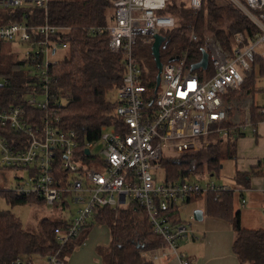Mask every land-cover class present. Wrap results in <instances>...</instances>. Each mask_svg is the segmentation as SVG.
Segmentation results:
<instances>
[{"label": "built area", "instance_id": "1", "mask_svg": "<svg viewBox=\"0 0 264 264\" xmlns=\"http://www.w3.org/2000/svg\"><path fill=\"white\" fill-rule=\"evenodd\" d=\"M112 1L113 22L106 27H91L88 33H107L110 47L115 51L123 49L127 55L126 73L118 89L119 103L114 110L117 123L102 125L99 138L83 145L74 130L61 125L50 100L57 94L50 92L48 67L59 61H50V55L69 47L59 40L66 28L52 25L47 19L41 24L14 21L0 26L1 41L34 45L35 49L28 50L24 58L30 61L28 65L38 83L27 94L26 105L44 110L37 119L24 105L0 106V125L17 134L12 139L0 136V166L20 169L27 175L16 176L14 187L0 191L36 195L53 211L62 213L69 211L72 204H83L74 218L62 217L67 225L55 229L59 247L45 257L46 264H66L64 247L80 235L101 207L118 211L133 201L146 210L154 232L165 241L144 255L154 263L175 257L180 264H190L179 247L182 239H191L193 234L189 237L184 221H175L173 208L194 195L202 193L206 197L209 191L230 190L233 186L212 180L203 185L189 179L169 181L164 177L159 181L153 170L163 169L159 163L162 157L175 159L198 151L203 137L218 133L224 139L229 131L224 123L241 129L250 127L253 133L257 130L250 110L254 96L242 91L234 96L228 94L241 87L246 71H253L257 55L264 60V0H230L259 31L252 38L236 34L232 49L224 48L215 35L207 34L204 48L214 73L209 74V66L197 69L201 74L192 71L188 55L184 54L178 61L163 63L154 96L144 84L146 71L132 57V48L140 37L153 42L157 33L175 26V17L162 12L169 0ZM189 2L199 10L203 0ZM47 3L48 0H0L4 7L46 8ZM58 95L65 99L69 94L61 89ZM152 98L155 102L151 106ZM27 264L38 263L28 260Z\"/></svg>", "mask_w": 264, "mask_h": 264}, {"label": "trees", "instance_id": "2", "mask_svg": "<svg viewBox=\"0 0 264 264\" xmlns=\"http://www.w3.org/2000/svg\"><path fill=\"white\" fill-rule=\"evenodd\" d=\"M162 12L174 16L176 22L173 28L162 32L166 36L160 48L163 63L170 62L171 58L180 59L184 54L188 55L187 64L199 61L208 32L215 35L224 48L232 49L236 34L252 38L259 31L256 24L230 0L224 3L203 0L199 10L193 9L189 0H169ZM46 19L52 25L66 28L59 35V40L69 45L68 55L48 67L51 78L48 86L51 94H57L50 99L52 107L61 125L67 130H74L83 145L99 138L102 125L117 123L114 110L119 102L108 98V94L113 90L118 93L123 83L127 55L123 49L115 51L110 47L107 33H88L91 27H106L113 22L114 4L112 0H48L46 8L0 6V26L14 21L41 24ZM132 57L136 63L148 66L144 84L154 96L158 69L152 43H140L138 39L133 45ZM28 63V59L12 53L7 49V42L0 40V106L24 105L39 119L44 110L26 105L27 94L38 83L31 69L26 68ZM196 72L201 74L202 71ZM208 72L214 73L211 61ZM244 75L241 87L230 91L228 96L237 95L240 91L254 96L258 91L257 78L264 77V60L257 55L253 71H246ZM61 89L67 90V98L61 99L58 95ZM154 102L155 99L151 106ZM263 108L264 105H256L255 102L251 105V119L256 129L264 121ZM224 125L229 127L224 139L213 133L202 138V146L196 152L175 159L162 157L159 163L165 177L169 181L185 180L198 170H207L209 176H220L223 161L237 158L238 138L245 135L241 128L232 127L230 123ZM254 133L257 134V130ZM5 135L10 139L17 137L10 128L0 125V136ZM206 142H209L208 146ZM263 162L264 159L247 171L237 169L230 190H212L206 197L201 193L186 201L204 199L209 216L231 223L235 234L232 248L239 264H264V226L257 229L243 226L239 208L242 206L243 190L251 187L252 178L264 175ZM0 195L12 204H46L44 199L33 194L2 190ZM178 207L173 208L177 223L180 221ZM56 212L59 211L54 210L53 213ZM96 224L108 227L111 237L109 244L96 247L103 264H155L144 253L165 244L164 239L154 232L146 210L133 201L118 211L110 206L101 207L80 235L64 247L62 257L66 261L75 248L85 242ZM66 225L67 221L62 216H46L40 220L38 230L31 231L24 227L21 218L14 212L0 209V264H27L28 260L51 255L59 247L55 229ZM19 257L22 261L17 263Z\"/></svg>", "mask_w": 264, "mask_h": 264}, {"label": "rangeland", "instance_id": "3", "mask_svg": "<svg viewBox=\"0 0 264 264\" xmlns=\"http://www.w3.org/2000/svg\"><path fill=\"white\" fill-rule=\"evenodd\" d=\"M219 3H224L226 0H217ZM166 30H162L164 33ZM207 34H210L209 32ZM6 42V41H4ZM139 42L146 43L144 38L140 37ZM152 43V41L150 42ZM7 49H9L12 53H16L19 55L20 58L25 57L26 52L30 49H35L34 45L30 44H19V43H12L7 42ZM68 55L67 49L60 48L58 53L56 55H50V61H57L62 60L64 57ZM142 68L146 71V73L149 72V68L146 65V63H139ZM26 68H30V66L27 64ZM257 88L258 91L254 95V102L256 105H263L264 104V77H258L257 78ZM40 99H43V95L39 96ZM108 98H113V100L118 99V93L116 90H113L109 92ZM64 102H66L64 100ZM250 128V127H248ZM251 130V128H250ZM208 152V149H206ZM186 155V154H185ZM182 155L178 156L181 157ZM176 157V158H178ZM234 159H229L223 161L222 168H221V174L218 175H212L209 176V172L198 170L194 175H191L189 177L190 181H196L200 184H205L207 181L212 180L216 184H225V183H233V178L230 173V169H232V166L234 165ZM156 179L161 181L164 180L165 172L163 169H154L153 170ZM203 172V173H202ZM2 174L5 175V177H2ZM23 175L24 177H27L25 171H21L20 169L15 168H9V167H2L0 166V188L3 187H14L15 186V177ZM80 207H83V204L75 203L71 205V208L69 211H66L65 213H59L52 210L51 205L49 204H12L8 202V200L0 195V209L4 210H10L14 212L17 216H19L24 224V227L34 231L38 230V224L40 220L46 216L48 217H59L64 216L68 219L74 218L76 215H78V210ZM197 209H202L204 211V219L203 220H196L194 217V212ZM179 217L185 221V223L189 227V237L192 236V234H195V236L200 238V240H196L195 242L192 241V239L185 240V243H181V246L179 247V250L182 252V250L186 247L187 243L193 244V246L200 245L202 241V233L203 228L206 225H209V221H215V219H211L209 215L207 214V207H206V200H196L194 202H185L180 203L179 205ZM61 214V215H60ZM109 240V231L105 225L102 224H96L90 233V235L85 240L84 244L81 246H77V250H75V254L71 253L68 256V264H101V258L99 253L96 251V247L98 243H103ZM185 244V245H184ZM104 245V244H101ZM34 262L38 264H46L45 258H35ZM26 264V263H25Z\"/></svg>", "mask_w": 264, "mask_h": 264}, {"label": "crops", "instance_id": "4", "mask_svg": "<svg viewBox=\"0 0 264 264\" xmlns=\"http://www.w3.org/2000/svg\"><path fill=\"white\" fill-rule=\"evenodd\" d=\"M243 131L245 135L239 137L237 141V158L233 162L234 165L232 166V169L229 168L231 170L230 173L232 178L237 169L247 171L264 159V121L258 124L257 134L253 133L250 128L243 129ZM208 144L209 142H206L207 146ZM228 185H233V183ZM243 191V199L246 200V203H244L242 199V206H239L241 209L242 225L246 228L254 229L263 227L264 175L254 176L251 181V187L244 189ZM209 217L211 218L209 220L215 219V221H209V225H206L203 228L200 245L194 247L193 244H189V242L182 250V253L185 254V257L189 260L190 264H239L237 256L232 248L235 234L231 223L221 218ZM180 220L182 219L180 218ZM107 229L109 231L108 227ZM110 239L109 232V240L103 243H98V245H107L109 244ZM191 239L193 242L200 240L195 234H193ZM185 240L187 239H182L180 246L181 243H185ZM77 249L78 248H75V250ZM75 250L73 251L74 253L72 252L73 254H75ZM68 263L67 259L66 264ZM101 264H103L102 259ZM155 264L180 263L177 258L170 257L169 259L156 262Z\"/></svg>", "mask_w": 264, "mask_h": 264}, {"label": "water", "instance_id": "5", "mask_svg": "<svg viewBox=\"0 0 264 264\" xmlns=\"http://www.w3.org/2000/svg\"><path fill=\"white\" fill-rule=\"evenodd\" d=\"M166 41V36L162 33H157L154 36V40L152 42V52L155 58L156 62V67L158 69V73L156 76V81H155V90L158 89L160 81H161V72H162V66H163V61L161 60V53H160V48L163 42ZM179 58H171L170 61H175L178 60ZM209 66V52L203 48L202 49V57L199 61L191 64L190 68L192 71L197 70V69H206ZM89 152V150H87ZM194 217L196 220H203L204 218V211L202 209H197L194 212Z\"/></svg>", "mask_w": 264, "mask_h": 264}]
</instances>
